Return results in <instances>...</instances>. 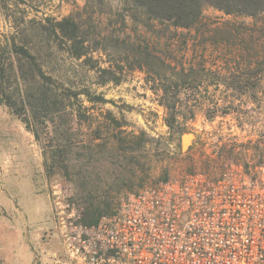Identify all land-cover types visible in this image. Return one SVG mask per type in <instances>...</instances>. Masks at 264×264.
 Here are the masks:
<instances>
[{"label":"rangeland","instance_id":"obj_1","mask_svg":"<svg viewBox=\"0 0 264 264\" xmlns=\"http://www.w3.org/2000/svg\"><path fill=\"white\" fill-rule=\"evenodd\" d=\"M5 1L7 11L0 0V40L17 34L24 38V24L31 18L59 21L70 15H88L84 10L87 0ZM110 4L112 14L92 1L89 10H97L104 25L111 24L110 30L120 32L121 23L114 16L120 4L117 0ZM173 32L165 33L172 44L173 62L184 63L187 69L193 67L180 95L186 106L185 114L178 117L182 131L167 127L166 110L149 90L146 73L113 68L118 82L101 84L104 75L97 68L109 66L103 51L93 49L89 53L92 69L83 59L69 57L62 43L54 42L48 50H33L40 53L37 55L44 71L53 77L66 111L72 114L69 124L74 133L73 146L67 156L66 173L49 177L45 171V194L35 216L30 213L13 218L0 209V264H66L50 198V186L56 180L68 185L78 202L83 180L98 176V192L111 198L115 209L127 195L178 180L187 173L201 172L212 178L229 163L240 164L253 174L264 167V18L227 16L207 8L199 32ZM201 66L206 68L205 74L200 72ZM223 68H228L231 80L236 78L238 85L222 82L219 72H224ZM83 91L92 97L102 96L106 102L89 101L84 94L73 96ZM9 114L0 105L1 129ZM60 124L57 119L49 128L55 131ZM61 128L65 126L61 124ZM186 134H191V139L182 151ZM50 136L55 143V132L50 131ZM118 139L123 144L144 140L145 145L134 152H123ZM81 142L93 147V160L88 163L90 153L81 149ZM98 142L107 145L102 154L94 147Z\"/></svg>","mask_w":264,"mask_h":264},{"label":"trees","instance_id":"obj_2","mask_svg":"<svg viewBox=\"0 0 264 264\" xmlns=\"http://www.w3.org/2000/svg\"><path fill=\"white\" fill-rule=\"evenodd\" d=\"M90 1L98 8L107 7L112 14L111 0H87L84 10H87L88 15L85 18L77 14L59 21L31 18L24 24V38L17 37V34L10 39L0 40V105L33 135L49 177L54 173L67 172V156L71 153L74 136L69 124V116L72 114L66 111L53 77L44 71L37 55L40 53H35L34 49L48 50L54 42L62 43L69 57L83 59L92 69L94 63L89 53L93 49L103 51L108 56L109 66L97 68L101 76L104 75L101 84L118 82L113 68L146 73L149 90L166 110L167 127L171 131H182L178 117L185 114L186 106L182 105L180 95L185 90L193 67L187 69L184 63L173 62L172 44L167 42L170 37H166L165 33L173 30L174 35L177 30L199 32L203 12L207 8L227 16L253 20L264 18V0H117L120 6L114 16L121 23L122 29L115 32L109 29L111 24H103L97 10H89ZM2 2L3 10L7 11L6 1ZM227 69L223 68L224 72H219L222 82L231 87L238 85L236 78L231 80V72ZM205 70L204 66L200 67V72L205 74ZM106 75H110V78H106ZM79 94H84L89 101L106 102L102 96L92 97L88 91L73 93V96ZM57 119L65 129L60 124L52 131L49 125L54 126ZM50 131L55 132V143ZM95 139L99 140L98 136ZM144 142L131 140L123 144V140H120V147L123 152H134L143 147ZM80 147L90 153L86 158L87 163L93 160L91 144L81 142ZM94 147H97L99 154L107 149L106 143L100 142ZM98 181V176L89 181L86 177L77 197V203L82 208L81 223L86 226L96 224L101 216L110 215L114 210L111 198L98 192Z\"/></svg>","mask_w":264,"mask_h":264},{"label":"built area","instance_id":"obj_3","mask_svg":"<svg viewBox=\"0 0 264 264\" xmlns=\"http://www.w3.org/2000/svg\"><path fill=\"white\" fill-rule=\"evenodd\" d=\"M50 198L66 264H264L262 166L143 188L91 226L68 185L54 181Z\"/></svg>","mask_w":264,"mask_h":264},{"label":"crops","instance_id":"obj_4","mask_svg":"<svg viewBox=\"0 0 264 264\" xmlns=\"http://www.w3.org/2000/svg\"><path fill=\"white\" fill-rule=\"evenodd\" d=\"M8 117L0 128V209L13 218L35 216L45 194L44 159L33 135Z\"/></svg>","mask_w":264,"mask_h":264},{"label":"water","instance_id":"obj_5","mask_svg":"<svg viewBox=\"0 0 264 264\" xmlns=\"http://www.w3.org/2000/svg\"><path fill=\"white\" fill-rule=\"evenodd\" d=\"M190 139H191V134H186L183 136L182 142H181L182 151H185L188 148V144L190 142Z\"/></svg>","mask_w":264,"mask_h":264}]
</instances>
